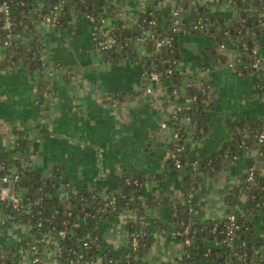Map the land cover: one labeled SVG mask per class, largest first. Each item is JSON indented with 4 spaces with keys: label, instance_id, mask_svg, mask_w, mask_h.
Wrapping results in <instances>:
<instances>
[{
    "label": "crops",
    "instance_id": "0c3cea01",
    "mask_svg": "<svg viewBox=\"0 0 264 264\" xmlns=\"http://www.w3.org/2000/svg\"><path fill=\"white\" fill-rule=\"evenodd\" d=\"M112 1L120 7L121 18L130 24L137 21L145 5L144 0ZM153 1L158 10L168 11L177 0ZM194 1L217 14L221 21L235 19L237 15L235 6L227 1ZM261 1L264 0H255L256 3ZM191 20V13H184L186 26ZM37 27L44 42L46 65L63 60L73 66V70L66 75L58 68L48 77L52 91L43 105L50 122L44 123L38 101L40 74L31 75L24 66L0 67V151L16 155L28 149L24 165L43 178L58 173L75 187L100 188L104 195L116 187L114 175L135 170L145 178L147 196L182 197L184 181L198 177L194 160L207 158L232 139L240 128L235 125L237 121H255L264 109V86L263 92H257L261 79L254 73H238L221 63L219 68L196 75L197 66L212 62V39L193 30L182 32L178 37L184 52L180 68L186 81L208 80L212 108L208 111L205 131L200 130L202 134L197 133L193 138V128L188 126L190 164L171 169L169 142L173 128L163 127L162 122L170 118L176 100L167 90L149 81L135 57L103 60L102 53L95 47L92 24L86 18H78L73 28L49 21H40ZM261 37L258 45L264 52V37L262 41ZM21 40L25 42L28 37ZM189 41L198 42L197 50L184 45ZM142 45L137 46L140 52H143ZM4 54L5 49L0 46V63ZM261 74L264 77V64ZM191 90L195 89L191 87ZM113 98H118L117 105L111 104ZM20 140L26 147L21 146ZM248 156H253V152H246L216 175L208 177L207 185L204 181L196 195L194 219L209 223L224 216V196L240 183ZM64 190L63 187L59 190L61 198H65ZM166 211L165 205H159L149 209L148 215L157 221L167 218ZM133 219L129 210L121 209L114 218L100 221V244L110 255L122 257L129 252V224ZM253 220L257 232L264 237V213L255 215ZM172 229V224L161 230L156 229L155 224L152 227L146 253L154 250L151 264H178L184 245L172 234ZM29 236L27 222L0 210V249L16 246L20 264H27L30 259L24 246ZM56 242L52 235L42 245L46 263L56 262ZM146 254L143 262L149 264ZM99 259L101 264H106L101 255L86 264H97Z\"/></svg>",
    "mask_w": 264,
    "mask_h": 264
},
{
    "label": "trees",
    "instance_id": "16d2710c",
    "mask_svg": "<svg viewBox=\"0 0 264 264\" xmlns=\"http://www.w3.org/2000/svg\"><path fill=\"white\" fill-rule=\"evenodd\" d=\"M7 1L12 10V17L15 22V32L22 37H28L27 42L20 38L16 40L11 49H5L4 57L0 63L1 68L7 66L27 67L31 75L36 72L40 74L38 82V101L40 108L45 107L46 95L52 91L49 79L45 75V67L42 57L44 55V42L37 27L38 22L46 19L51 13V7L59 2L63 3L59 16L58 26L73 28L78 18H86L91 14L94 16L93 25L96 32L101 35L105 32V39L115 38L108 48L98 49L103 60L119 61L122 58L135 57L143 66L149 81L150 71H155L160 82L158 87H164L168 93L176 100L179 109L175 116L170 114L167 120L168 125L173 129L180 127L179 138L169 142V148L184 145L185 150L180 153L182 166L190 164L188 155L190 144L187 141L190 125L193 128L191 136L194 138L200 130L206 129L208 121V111L212 108V98H207L208 91H191L190 87H185V77L180 68V60L183 57V50L177 44L180 31L173 30L174 15L172 10H158L154 8V1H150L147 9L142 11L139 18L134 23H128L120 16V7L112 0H0V6ZM226 2L229 0H220ZM235 1L238 14L235 19L221 21L217 14L208 11L200 3L193 0H179L185 7V11L191 13L195 20L201 19L208 25V29H201L195 33L205 34L211 37V65L218 60L221 63L228 58L231 51L236 56V65L241 73H257L252 62L255 56L261 51L255 52V47L259 36L264 37V24L258 21L259 10H264V1L256 3L255 0H233ZM177 3V4H178ZM197 6V9L195 7ZM3 12L0 9V22ZM102 18L110 20L106 28H103ZM155 20L156 23L152 21ZM1 24V23H0ZM106 29V30H104ZM229 30V35L235 41V46L221 51L219 46L226 41L225 31ZM0 25V35L2 34ZM155 37L175 35L176 52L172 54L165 47H158L156 40L151 37L152 32ZM188 32L192 31L189 26ZM146 35L148 41L141 44L143 52L139 51L137 37ZM102 39H100L101 41ZM263 52V51H262ZM264 56V55H263ZM176 59V62H173ZM264 62V58H263ZM244 64L248 67L244 68ZM52 68H60L66 71V75L71 73L73 66L63 60L52 62ZM169 69H172L169 72ZM261 69V68H260ZM258 82L257 92H263L264 77ZM152 82V81H151ZM208 84V80H204ZM177 90V94L174 91ZM193 95H197L193 99ZM264 110V109H263ZM236 126L240 127L235 132L232 139L225 142L205 159H197L196 173L202 175L191 180L184 181L183 196L156 195L147 196L144 186L145 178L132 171H124L121 175H114L116 187L113 191L120 194L117 200V210L108 208L102 211L105 199L100 193V188L88 189L79 187L78 193H72L68 198H61L59 190L65 182L61 174L55 173L52 176L43 178L38 176L35 170L24 165L23 159L26 157L28 149L22 150L19 154L0 151V176L18 175L15 180V189L23 191V198L26 206L22 212H18L12 205L5 202L0 203V210L15 215L17 220L27 222L30 225V236L26 239L24 246L28 248L30 244L40 237L55 236L63 247V254L59 258V264H86L101 255L106 260V264H144L143 257L148 252L151 240V229L155 224L156 229L168 228L172 224L173 229H179L187 223L192 228H197L192 242L185 244V251L178 258L182 264H264V237L255 228L254 216L264 213V144L259 142L258 136L264 131L263 111L255 121H237ZM235 126V127H236ZM200 133V134H199ZM21 143V140H20ZM21 146L26 147L21 143ZM246 152H253V156L247 157L245 171L241 174L240 183L236 184L224 196L227 205L226 214H235V222L239 225L232 234L227 227L230 219L224 215L214 219L209 223L199 222L193 218L194 206L197 197L191 201H186L187 194L192 191L197 195V191L203 187L205 178L219 173L224 167L234 162L238 157ZM171 169L176 167L173 160H169ZM181 166V167H182ZM256 167V176L252 181L247 180L248 168ZM131 175L135 177L132 178ZM130 177L131 182L126 183L125 179ZM41 187V193H36L33 188ZM262 203L257 205V203ZM165 205L167 218H160L153 221L148 215V210ZM134 208L138 212V218L146 220L143 227L138 221H130L129 229L134 231H146V235L141 239V245L130 252L129 257H116L110 255L104 249L99 240L100 230L98 228L101 220L114 218L116 212L121 209ZM216 225V229L214 226ZM60 229H66L65 237H59ZM54 233V234H53ZM89 238V246H83V240ZM181 239V238H180ZM18 248L16 246H6L0 249V264H19ZM16 251V252H15ZM40 256L43 252L40 247ZM43 260V259H42Z\"/></svg>",
    "mask_w": 264,
    "mask_h": 264
},
{
    "label": "built area",
    "instance_id": "2783aa9c",
    "mask_svg": "<svg viewBox=\"0 0 264 264\" xmlns=\"http://www.w3.org/2000/svg\"><path fill=\"white\" fill-rule=\"evenodd\" d=\"M178 1L179 0H177L171 8L172 14L174 15V20H173V23H174L173 24V26H174L173 30L174 31H176V32L180 31V33L187 32V29L189 26H191L192 30H194V31L198 30V32L203 28H205V29L209 28L208 25L203 23L201 19L195 20L194 18H192L191 22H189L188 26H186L183 23L184 13H186L185 7L183 4L178 3ZM214 1L221 3L220 0H214ZM194 2L199 3L197 1H194ZM227 2L232 3L236 8L235 1L229 0ZM201 5H203V4H201ZM62 7H63L62 2L54 4L51 7L50 15H48L46 17V19H44L42 21H49V22H53L54 24L58 25L59 16L61 14ZM0 9L3 12L2 21L0 22L1 23L0 25H1L2 30H3L2 34L0 35V46L3 47L4 49H11L14 46L16 40H18L21 36L15 32V22H14V19L12 17V10H11V7L9 6V3L7 1H4V3L0 6ZM195 9H197V6L195 7ZM237 14H238V10H237ZM121 15H122V13H121V9H120V16ZM86 19L88 21H90L92 24L91 33H92V37L95 40L96 49L98 50V49H100V47L103 49L110 47L112 42L115 41V38L110 37L108 39H105V37H104L106 35L105 32H102L101 35H99L96 32V27L93 25V21L95 19L93 15H91V14L87 15ZM258 21L260 24H264V10H259ZM109 22H110L109 19L106 20V18H102L103 28H106V26ZM152 22L156 23L155 20H153ZM104 30H106V29H104ZM225 33L227 35L226 41L222 42L220 44L219 49L221 51H224L225 49L229 50L230 48H232L230 50H233L234 46H235V41L231 39V37L229 35V30H226ZM151 37L156 40V44L158 47L167 48L168 52L171 54L173 52H176V37H175V35L172 34V35L163 36V37H155V32L153 31L151 34ZM100 39H102V40L100 41ZM137 40H138V43L145 44L148 41V37L146 35L139 36V37H137ZM25 42H27V41H25ZM257 50L261 51V53H259L255 56V59L252 62V65L256 69L260 70L259 72L255 73V75L258 78H260L261 77L260 75H262L261 74L262 73V67L264 64V62H263L264 52H262V49L258 45V41H257L256 47H255V52ZM228 54H229V56L224 61L223 64H225L229 68L234 69L236 72L241 73V69L239 70L237 68V65H236V58H235L236 56H234L231 51H229ZM42 59H43L44 63L46 64L44 55H43ZM173 62H176V59H173ZM220 64H221L220 60H218L214 65L207 64V63L201 64L195 68L194 73L196 75L197 74L202 75L203 73H206V72L212 71L213 69L219 68ZM247 67H248V65L244 64V68H247ZM44 70H45V75L48 78V77L54 75L56 70H58V68H52V66L46 65ZM72 70H73V68H72ZM171 71H172V69H169V72H171ZM60 72H63L64 74L66 73V71L64 69H60ZM149 78H150V81H152V84H154V85H157L160 82V77L155 71H152V72L150 71ZM184 86L190 87V88L193 87L195 89V91L198 89L202 92H205L206 90L208 91L210 89V85L205 84L203 79H199V81L187 80L184 82ZM151 89H152V87L149 85L148 90L150 91ZM174 94H177V90L174 91ZM47 96H48V94L46 95V97ZM211 96H212V93L209 91V93H207L206 97L209 99V98H211ZM196 98H197V95H193V99H196ZM118 102H119L118 98H113L111 104L117 105ZM41 109H42V111H41L42 122H44V123L50 122L49 117H48L49 115L47 114L46 108L43 107ZM178 109H179V106L175 105L171 114L173 113V115L175 116V113ZM263 116H264V110H263ZM162 126L165 128H168L169 127L168 122L163 121ZM179 129H180V127H177V128H174L172 130L171 137H170L171 140H177L179 138V134H180ZM237 130L239 131L240 128H237ZM258 140H259V142L264 144V131H262L259 134ZM184 150H185L184 145H178V146H175L174 149H170V159L173 160V163L176 167L182 166V159L180 157V153L183 152ZM194 162H193V165H195V168H196L197 160H194ZM247 172H248L247 180L248 181L254 180L255 176H256V167L250 166L248 168ZM1 178L3 179V181L9 182V186L4 187V186L0 185V203L5 202L6 204H10L19 213L22 212V209H24V207L26 206V202L24 201L25 199L23 198V194H22L23 191L15 189V180L18 178V175L16 174L13 176V175L8 174V175L1 176ZM125 181H126V183H130L131 182L130 177L126 178ZM62 187L65 189L63 191V193H65V198H68L70 196V194L78 193V191H79L78 187H75L69 181L63 182ZM261 188L264 189V186H262ZM198 191H197V193H198ZM120 194L116 191H113L110 193H105L103 195L105 202H104V205L102 206L101 210L106 211L108 208H110L112 210H115V209L117 210L116 203H117V200H118V197L120 196ZM194 197H196L195 192L190 191L187 194L186 201H191ZM261 204L262 203H260V202L257 203V205H261ZM226 209H227V205H226ZM127 210H129L134 215V219L136 221H138V223H140L143 227L147 224L145 219L138 218L137 210H135L134 208H129ZM224 215L228 216V218L230 219V222L228 223L227 227L229 228L230 234H232V236H233L234 230L239 227V225L235 222V214H233V213L226 214V211H225ZM11 216L15 217V215H11ZM214 229H216V225L214 226ZM196 230H197V228H192L191 224L187 223L185 226H182L179 229H172V234L174 236H177L179 239L181 238L180 240L182 241L184 248H185V244L187 245V244H190L192 242V238L194 237ZM66 234H67L66 229H60L59 230V233H58L59 237H65ZM145 235H146V231L144 229H143V231H140V232L130 230V233H129V252L122 257H124V258L129 257L130 252L133 250H136L141 245V239ZM89 238L90 237L83 240L82 244L84 247L89 246ZM46 240H47V237L46 238L40 237L35 242L30 244V246H28V248L26 247V249L28 250V252L30 254V259H29L27 264H50V263H46L44 260H42L43 258H41L40 254H39L40 253V247L42 250V245L45 243ZM55 246H56L55 247V249H56V252H55L56 253V262H55V264H59V262H60L59 258L63 254V247L59 243L58 239H57ZM184 251H185V249H184ZM2 264H4V263H2ZM178 264H182V263H180L178 261Z\"/></svg>",
    "mask_w": 264,
    "mask_h": 264
},
{
    "label": "water",
    "instance_id": "95a60500",
    "mask_svg": "<svg viewBox=\"0 0 264 264\" xmlns=\"http://www.w3.org/2000/svg\"><path fill=\"white\" fill-rule=\"evenodd\" d=\"M193 32H195V31L193 30ZM262 39H263V37H261V41H262ZM177 44H179V41H177ZM184 45L186 47H189L190 49H194V50H197V48H198V42L197 41H189ZM191 91H194V90H191ZM131 177L134 178L135 176L131 175ZM0 185L6 187V186H9V182L3 181V179L0 177ZM32 190H34L38 194L41 193V190L39 187L33 188Z\"/></svg>",
    "mask_w": 264,
    "mask_h": 264
},
{
    "label": "rangeland",
    "instance_id": "374dc122",
    "mask_svg": "<svg viewBox=\"0 0 264 264\" xmlns=\"http://www.w3.org/2000/svg\"><path fill=\"white\" fill-rule=\"evenodd\" d=\"M145 2V5H144V7L142 8L143 10L142 11H144L145 9H147L148 8V6L150 5V1L149 0H144ZM142 7V6H141ZM154 8H156L157 9V6H154ZM168 92V91H167ZM168 95H169V93H168ZM198 174H199V176L200 175H202V173L201 172H198ZM208 182H209V178H206L205 179V184L207 185L208 184ZM152 252H154V250H152L151 251V254H152ZM151 254H146L147 255V259H149L148 261H149V264H151L152 263V261H153V259H152V256H151ZM145 256V255H144ZM101 264V260L99 259V262H97V264Z\"/></svg>",
    "mask_w": 264,
    "mask_h": 264
}]
</instances>
